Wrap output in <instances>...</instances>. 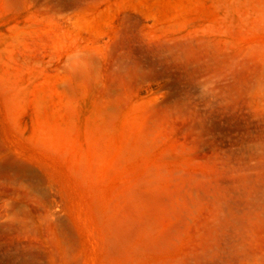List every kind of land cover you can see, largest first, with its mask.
Returning a JSON list of instances; mask_svg holds the SVG:
<instances>
[{
    "label": "rangeland",
    "instance_id": "rangeland-1",
    "mask_svg": "<svg viewBox=\"0 0 264 264\" xmlns=\"http://www.w3.org/2000/svg\"><path fill=\"white\" fill-rule=\"evenodd\" d=\"M0 264H264V0H0Z\"/></svg>",
    "mask_w": 264,
    "mask_h": 264
}]
</instances>
